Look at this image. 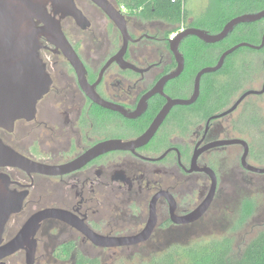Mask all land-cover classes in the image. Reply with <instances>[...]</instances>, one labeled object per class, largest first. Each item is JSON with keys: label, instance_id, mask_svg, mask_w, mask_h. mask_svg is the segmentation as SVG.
Wrapping results in <instances>:
<instances>
[{"label": "flooded vegetation", "instance_id": "af4514ba", "mask_svg": "<svg viewBox=\"0 0 264 264\" xmlns=\"http://www.w3.org/2000/svg\"><path fill=\"white\" fill-rule=\"evenodd\" d=\"M72 1L85 18L81 25L62 14L63 6L62 11L54 9L50 2L46 7L58 20L83 70L78 71L70 63L60 46L40 35L37 57L50 79L48 89L37 101L30 119L15 120L9 130L0 126V141L4 145L52 167L73 163L100 142H130L140 137L151 126L166 98L155 93L146 100L144 110L130 113L138 111L142 97L176 67L175 62L172 69L164 71L174 59L168 43L173 36L167 35L171 28L167 22L122 12L130 35L122 51L123 36L103 10L91 0ZM109 1L118 10V3ZM36 24L42 25L38 21ZM199 51L204 57L209 48ZM262 62L259 89L264 84V58ZM183 71L165 83V95L191 96L194 79L188 88L179 81ZM80 78H85V87ZM87 90L96 93L104 103L91 98ZM262 94L264 91L249 95L256 99L247 102L243 108L246 110L239 114H262L256 103ZM195 102L173 106L144 143L100 152L74 167L40 173L0 166L8 188L15 194H24L20 210L12 213L5 223L1 244L14 239L39 211H60L37 221L25 232L23 247L0 262L25 264V249L31 245L35 248L33 264H124L130 260L146 264L162 255V248L191 247L195 230L218 218L222 206L237 201L243 184L248 182L242 173L264 174L242 166V145L210 146L219 140L241 138L248 144L246 160L250 163L254 157L251 139L242 134L247 129L239 117H231L237 108L220 117L214 116L224 110L215 114L172 112L176 107H189ZM248 108L255 111L247 112ZM246 127L247 131L259 129L253 121ZM232 130L238 137L230 136ZM234 146L241 151L234 155L225 151ZM207 169L216 177L213 196L199 216L184 220L209 194L211 176ZM227 183L234 188L223 193ZM110 238L136 239L116 245L101 243Z\"/></svg>", "mask_w": 264, "mask_h": 264}, {"label": "water", "instance_id": "95a60500", "mask_svg": "<svg viewBox=\"0 0 264 264\" xmlns=\"http://www.w3.org/2000/svg\"><path fill=\"white\" fill-rule=\"evenodd\" d=\"M99 6L103 12L117 26L123 36L122 51L126 48L130 35L126 29L125 17L117 10L109 0H91ZM50 2L54 9L62 11L63 15L71 16L81 25L85 18L82 12L76 7L72 0H0V126L11 129L14 121L20 118L30 119L35 114L37 101L47 91L50 79L44 71V66L37 57L39 47L38 37L45 35L52 43L60 46L72 65L78 71L83 70V65L76 55L75 51L65 38L58 20L52 16L46 7ZM264 18V8L258 11L243 13L228 20L219 32L212 33L203 28L186 27L177 32L168 40L170 51L172 52L176 67L164 74L155 85L142 97L138 111L130 114L140 113L146 107V100L155 93L165 96L166 102L158 112L157 117L151 126L135 141L122 142L119 140H110L98 143L86 154L82 155L73 163L62 167L46 166L35 162L25 156L12 150L0 141V166H15L25 171H34L40 173H54L58 170L67 169L83 163L87 158L100 152L117 149L129 148L133 145H139L147 141L156 130L165 114L173 106L190 105L196 101L200 91V80L203 74L212 73L219 70L225 58L241 47L261 48L264 44V34L260 45L248 42H239L224 50L219 56L217 62L211 66L202 67L194 78L193 92L188 98H171L164 94L163 87L168 80L176 78L184 69V56L179 50L180 42L189 36H195L205 43H216L227 37L234 28L243 23H252ZM42 25H37L36 22ZM115 59H118L117 56ZM119 61V60H118ZM128 67H134L133 65ZM81 79V78H80ZM83 86L85 78L80 80ZM85 87V86H84ZM264 91V84L261 89H248L244 91L235 102L226 110L214 117H220L233 112L242 100L249 95L261 94ZM87 94L99 103H104L96 93L87 90ZM129 114V113H126ZM240 144L243 146L241 156L242 166L255 173H264V166H256L247 162L248 144L241 138H229L219 140L210 144V146ZM211 176V188L206 200L195 211L184 217V220H191L199 216L208 206L216 188V177L212 170H206ZM5 175L0 173V260L23 247L25 232L41 218L49 215H58L57 209H45L36 213L22 227L18 235L8 243L1 244L2 233L9 216L18 212L21 208L24 194H15L8 188ZM91 237V236H90ZM95 240V237L92 236ZM136 238H110L104 239V245H116L125 241H135ZM25 264L34 263L33 245L26 248ZM0 264H2L0 262Z\"/></svg>", "mask_w": 264, "mask_h": 264}, {"label": "trees", "instance_id": "16d2710c", "mask_svg": "<svg viewBox=\"0 0 264 264\" xmlns=\"http://www.w3.org/2000/svg\"><path fill=\"white\" fill-rule=\"evenodd\" d=\"M118 4L127 6L129 14H136L144 18L155 17L167 22L172 32L181 27L193 26L203 28L209 32H219L223 25L231 18L248 12L258 11L264 8V0H213L208 12L195 20H188L189 12L185 9L186 0H115ZM264 34V18L252 23L237 25L234 30L216 43H204L195 36L186 37L180 51L185 56V68L179 81H183L191 88L196 72L202 66L214 65L221 53L239 42H248L260 45ZM209 48V53L204 57L200 55V49ZM244 50L245 52H242ZM242 52V53H240ZM236 55V59L231 57ZM264 44L259 49L241 47L225 58L222 67L213 73L202 76L200 81V95L195 104L189 107H176L172 112L192 111L197 114H215L225 110L256 81H262ZM242 65L248 66L243 67ZM175 66L173 58L166 64L164 71ZM225 75H229L230 82H225ZM176 80H173L174 82ZM171 82V83H172ZM169 86V85H168ZM256 98V97H255ZM247 99L240 106L237 114L242 124L246 127L253 121L257 124L259 114L246 113ZM249 111H255L248 108ZM156 110V108H153ZM257 126V125H256ZM242 132L251 139L250 145L254 153L253 160H264V149L258 148L255 137H263L260 129ZM247 207V206H246ZM245 209V208H244ZM250 209L245 211L249 213ZM157 259L146 264H264V228L260 229L239 252H234L230 240L227 238L216 239L208 242H199L191 247L168 248Z\"/></svg>", "mask_w": 264, "mask_h": 264}, {"label": "rangeland", "instance_id": "374dc122", "mask_svg": "<svg viewBox=\"0 0 264 264\" xmlns=\"http://www.w3.org/2000/svg\"><path fill=\"white\" fill-rule=\"evenodd\" d=\"M212 4L213 0H186L185 9L189 12L188 20H195L204 16ZM242 52L245 51L242 50ZM233 59H236V55L231 57V60ZM243 67L248 66L242 65V68ZM230 80V76L225 75V82H230ZM260 86L261 81L259 80L256 81L253 86L246 87L245 89H259ZM247 99L251 101L256 98L249 96L246 100ZM256 103L262 109V114H259V120L256 125L264 132V94L259 97ZM239 108L240 106L232 113V118L238 116L237 111ZM231 132L232 134H230V136L238 137L235 130ZM255 142L258 148L264 149L263 137L256 136ZM225 151H229V153L234 155L235 152H240L241 150L239 146H234L226 148ZM249 161L256 166H264V160L250 159ZM233 175L235 176L234 172ZM242 175H244L243 178L248 182L243 184L241 191H239L237 201L234 202L233 200L222 206L217 212L218 218L215 217L210 222L206 221L203 226L197 228L193 237L194 239L192 238L194 240L193 245L199 242L227 238L230 240L233 251L239 252L260 229L264 228V174L251 175L248 172H243ZM233 188L234 186L232 183H227V186H223L222 190L223 193H228L233 190ZM248 209H250V212L245 214V211L247 212ZM162 249L164 251L166 250V248ZM124 264H138V262L137 260H130V262H125Z\"/></svg>", "mask_w": 264, "mask_h": 264}, {"label": "built area", "instance_id": "2783aa9c", "mask_svg": "<svg viewBox=\"0 0 264 264\" xmlns=\"http://www.w3.org/2000/svg\"><path fill=\"white\" fill-rule=\"evenodd\" d=\"M112 1H114V0H112ZM118 10L122 13V12H126L127 10H128V8H127V6L125 5V4H123V3H120V4H118ZM184 29V27H181V28H179L178 30H176V31H174V32H172L171 34H170V36L172 37V36H174L177 32H179V31H181V30H183Z\"/></svg>", "mask_w": 264, "mask_h": 264}]
</instances>
